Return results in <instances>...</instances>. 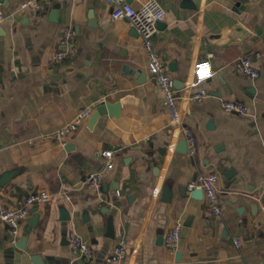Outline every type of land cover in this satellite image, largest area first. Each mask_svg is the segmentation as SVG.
<instances>
[{
    "label": "crops",
    "instance_id": "crops-1",
    "mask_svg": "<svg viewBox=\"0 0 264 264\" xmlns=\"http://www.w3.org/2000/svg\"><path fill=\"white\" fill-rule=\"evenodd\" d=\"M23 1L0 2L9 14L0 24V177L12 173L0 204L20 206L41 189L52 193L21 224L17 241L38 213L26 252L45 264H264V0H247L241 11L238 0H160L166 17L155 42L178 90L183 124L172 122L138 30L113 18L107 0H35L38 10L20 9ZM69 30L73 53L57 61ZM243 55L253 57L258 77L234 68ZM204 59L215 73L201 84L208 96L193 100L194 65ZM124 99L118 115H100L91 126L100 103ZM229 100L247 104L249 113L226 111ZM88 107L67 144L44 138ZM184 126L197 139L195 155ZM107 150L114 166L96 191L85 177L105 167ZM209 172L219 174L221 214L188 188ZM63 206L71 212L67 222ZM110 213L113 239L105 236ZM179 221L180 245L171 251L166 236ZM71 231L91 244V258L69 245ZM123 239L127 256L109 261ZM11 244L0 221V264H18L4 252Z\"/></svg>",
    "mask_w": 264,
    "mask_h": 264
},
{
    "label": "built area",
    "instance_id": "built-area-1",
    "mask_svg": "<svg viewBox=\"0 0 264 264\" xmlns=\"http://www.w3.org/2000/svg\"><path fill=\"white\" fill-rule=\"evenodd\" d=\"M138 5L128 0H107L112 7L113 18H126L134 26L142 39L144 49L148 57V69L151 75L160 86L164 103L170 111L171 119L174 124H183L180 107L178 90L173 83L172 77L167 72L165 59L158 50L155 42V35L158 31V22L165 19L166 11L163 8L160 0H137ZM33 7L38 10L42 4L35 0H24L20 9H27ZM13 13V12H12ZM11 13V14H12ZM7 12L0 10V24L8 16ZM66 48L57 51L54 55L55 60L62 61L73 53V46L71 45L73 33L69 30L64 36ZM234 68L251 78L259 76V69L256 66L253 57L250 55H243L238 57L234 63ZM213 63L210 59L199 60L194 65V80L191 86L195 87L191 94L193 100L205 99L209 92L201 86L203 82L214 75ZM223 108L228 112L237 113L239 115H247L249 113V106L237 100H229L223 103ZM91 108H84L76 117L65 125L55 129L54 131L44 134L45 139L57 141L62 145L67 144L68 138L74 134L84 120L91 114ZM184 134L189 143V153L195 155L197 153V139L193 130L188 127H183ZM107 158L105 167L102 170L94 171L86 175L85 183L93 190H100L103 185L105 172L112 169L114 166L113 157L114 152L107 150L102 152ZM219 174L217 172H209L198 175L188 185L190 191L196 188H201L204 191V197L211 211L215 214L223 212V201L221 198L220 188L218 185ZM52 193L49 190H37L29 193L20 206H7L0 204V221L6 224L7 235L12 244L17 241L20 234L21 224L28 217L31 208L36 204H44L50 201ZM182 222L179 221L177 225L167 234L166 246L171 251H175L180 245ZM69 245L78 251L83 257L91 258L94 254L91 244L77 234L71 231L68 235ZM240 245L241 242L237 241ZM127 256L126 240H122L108 257L109 261H121Z\"/></svg>",
    "mask_w": 264,
    "mask_h": 264
},
{
    "label": "water",
    "instance_id": "water-1",
    "mask_svg": "<svg viewBox=\"0 0 264 264\" xmlns=\"http://www.w3.org/2000/svg\"><path fill=\"white\" fill-rule=\"evenodd\" d=\"M129 2H132V0H128ZM247 0H238L237 2V7L238 11H241L243 4L246 3ZM0 2H3V0H0ZM161 24V21L158 22V25ZM240 27V26H238ZM247 34H245L246 36ZM176 86V85H175ZM249 90L254 91V88H249ZM125 103V99L121 100L116 103H111L109 101H103L97 106V109L93 113L90 123L91 126L97 121L98 117L100 115H104L107 113L110 114H119V108ZM213 124L212 121L210 122V125ZM180 146L182 149L181 151H184L188 144L187 141H181ZM69 147V146H68ZM232 171V170H230ZM229 173V172H228ZM12 176V173H6L2 177H0V187L3 186ZM192 196L198 199H201L204 197V191L201 188H196L192 191ZM91 209V207L89 208ZM89 209L84 210L83 214V219L86 222H89L91 220V215L89 213ZM33 210H36L33 209ZM102 212H107V208L102 207L101 208ZM61 212V220L64 222H67L68 220L71 219V212L69 211L68 208L65 206L61 207L60 209ZM39 219L38 213L34 214L32 217L28 219V224L25 227V234L21 238V240L16 241L14 244H11L8 248L5 249V253L7 255H11L13 259H16V262L18 264L24 263V264H45L44 261L41 260L40 255L36 253H27V240H28V234L31 232L32 227L37 225ZM105 236L108 237L109 239L115 238V226H114V213H110L108 219H107V231L105 233ZM163 241V235L159 237L158 242L161 243ZM64 242L67 243V237L64 238ZM177 257L180 259L181 258V253H177ZM263 264V263H261Z\"/></svg>",
    "mask_w": 264,
    "mask_h": 264
}]
</instances>
